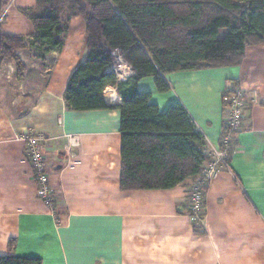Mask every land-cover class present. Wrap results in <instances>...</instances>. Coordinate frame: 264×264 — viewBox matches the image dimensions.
<instances>
[{
	"label": "crops",
	"instance_id": "0c3cea01",
	"mask_svg": "<svg viewBox=\"0 0 264 264\" xmlns=\"http://www.w3.org/2000/svg\"><path fill=\"white\" fill-rule=\"evenodd\" d=\"M34 7L36 0H10L0 14V34L33 35L22 10ZM35 51L18 52L25 66L20 78L14 62L0 68V256L43 264H264V44L248 47L239 66L163 75L166 93L154 78L137 83L161 113L181 103L212 144L223 130L225 94L236 86L245 90L231 170L210 183L201 228L189 218L193 180L170 190H121L116 107L123 102L116 88L104 92L115 109L67 108L68 82L88 58L84 19L70 20L62 50L43 59ZM30 131L45 134L52 145L48 163L59 193L58 218L38 198L25 145L17 139ZM70 134L79 136L81 147L68 163L63 151Z\"/></svg>",
	"mask_w": 264,
	"mask_h": 264
},
{
	"label": "trees",
	"instance_id": "16d2710c",
	"mask_svg": "<svg viewBox=\"0 0 264 264\" xmlns=\"http://www.w3.org/2000/svg\"><path fill=\"white\" fill-rule=\"evenodd\" d=\"M9 2H2L0 14ZM22 13L33 23V35L0 34V68L14 62L19 78L25 66L18 52L35 49L39 59L58 52L70 20L84 19L88 58L68 82L66 106L115 109L106 104L104 92L117 89L123 102L116 107L123 191L174 189L198 178L208 161L206 140L185 107L176 102L161 113L137 83L154 78L158 91L166 93L170 86L163 75L239 66L248 47L264 44V0H36V7ZM222 30H227L224 37ZM116 50L135 73L126 82L107 71ZM0 264L43 263L7 255L0 256Z\"/></svg>",
	"mask_w": 264,
	"mask_h": 264
},
{
	"label": "built area",
	"instance_id": "2783aa9c",
	"mask_svg": "<svg viewBox=\"0 0 264 264\" xmlns=\"http://www.w3.org/2000/svg\"><path fill=\"white\" fill-rule=\"evenodd\" d=\"M113 62L110 72L118 82H126L135 73L131 65L123 58L119 50L113 51ZM224 122L220 141L212 144L206 141V153L208 161L204 165L201 174L196 178L190 190V214L191 222L197 227H203L205 220V198L210 183L216 179L223 170L230 171V157L235 150L237 137L242 130L246 109L245 90L236 86L227 91L224 96ZM63 156L68 163L78 157L81 147L78 135H66ZM17 139L25 145V156L29 161L34 181L37 185L38 198L57 216L59 193L51 183L48 154L52 151L49 139L43 133L27 132L17 136ZM58 218V216H57Z\"/></svg>",
	"mask_w": 264,
	"mask_h": 264
},
{
	"label": "rangeland",
	"instance_id": "374dc122",
	"mask_svg": "<svg viewBox=\"0 0 264 264\" xmlns=\"http://www.w3.org/2000/svg\"><path fill=\"white\" fill-rule=\"evenodd\" d=\"M227 34V30H222L221 32H220V36L221 37H224L225 35ZM65 146V145H64ZM64 152V151H63ZM209 188V187H208ZM206 209V208H205ZM205 214H206V212H205Z\"/></svg>",
	"mask_w": 264,
	"mask_h": 264
}]
</instances>
